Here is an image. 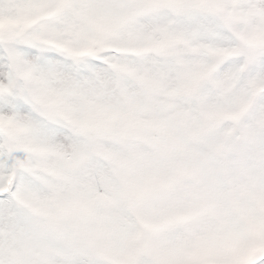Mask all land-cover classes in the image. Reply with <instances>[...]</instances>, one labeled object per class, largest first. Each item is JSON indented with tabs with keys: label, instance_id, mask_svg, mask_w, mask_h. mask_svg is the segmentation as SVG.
Here are the masks:
<instances>
[{
	"label": "snow or ice",
	"instance_id": "1",
	"mask_svg": "<svg viewBox=\"0 0 264 264\" xmlns=\"http://www.w3.org/2000/svg\"><path fill=\"white\" fill-rule=\"evenodd\" d=\"M0 264H264V0H0Z\"/></svg>",
	"mask_w": 264,
	"mask_h": 264
}]
</instances>
